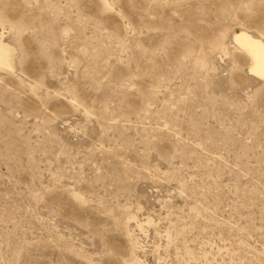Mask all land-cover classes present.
<instances>
[{
  "label": "rangeland",
  "instance_id": "rangeland-1",
  "mask_svg": "<svg viewBox=\"0 0 264 264\" xmlns=\"http://www.w3.org/2000/svg\"><path fill=\"white\" fill-rule=\"evenodd\" d=\"M264 0H0V264H264Z\"/></svg>",
  "mask_w": 264,
  "mask_h": 264
},
{
  "label": "bare ground",
  "instance_id": "bare-ground-1",
  "mask_svg": "<svg viewBox=\"0 0 264 264\" xmlns=\"http://www.w3.org/2000/svg\"><path fill=\"white\" fill-rule=\"evenodd\" d=\"M234 40L240 45L252 59V71L260 79H264V43L248 33L240 32L234 36ZM0 58L2 54L0 52Z\"/></svg>",
  "mask_w": 264,
  "mask_h": 264
}]
</instances>
